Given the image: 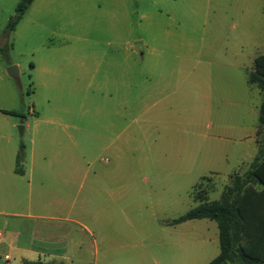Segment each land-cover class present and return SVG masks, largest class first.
<instances>
[{
    "label": "rangeland",
    "instance_id": "obj_1",
    "mask_svg": "<svg viewBox=\"0 0 264 264\" xmlns=\"http://www.w3.org/2000/svg\"><path fill=\"white\" fill-rule=\"evenodd\" d=\"M19 1L0 0V95L38 131L15 127L22 158L33 144L62 159L68 146L89 169L46 189L91 228V264H207L216 223H171L197 205L200 177L217 200L258 155L261 95L246 81L264 42L255 17L251 38L232 28L240 0H33L9 31ZM12 254L0 240V264H17Z\"/></svg>",
    "mask_w": 264,
    "mask_h": 264
},
{
    "label": "crops",
    "instance_id": "obj_2",
    "mask_svg": "<svg viewBox=\"0 0 264 264\" xmlns=\"http://www.w3.org/2000/svg\"><path fill=\"white\" fill-rule=\"evenodd\" d=\"M238 3H243L244 9H239V19L232 28L245 36L256 37L252 33L256 25H250L254 16L264 38V0H240ZM262 44V50L255 52L252 58L248 73L253 70L254 59L264 55V42ZM4 99L5 96L0 95V227L6 233L2 239L3 249L17 257V264H91L90 256L86 255V240L93 235L91 228L78 218L70 217L73 210L70 203L67 205L65 201L60 207V198L46 189V183L52 181L64 184L85 181L89 169L68 146V157L47 159L32 144L28 157L17 163L15 127L22 125L23 133L28 129L31 136L38 131L31 127L30 119L22 118L6 107ZM82 210L80 213L84 218L90 214L85 205ZM62 213L66 216L61 217ZM131 258V263L138 262ZM154 262L158 263V260L154 259Z\"/></svg>",
    "mask_w": 264,
    "mask_h": 264
},
{
    "label": "trees",
    "instance_id": "obj_3",
    "mask_svg": "<svg viewBox=\"0 0 264 264\" xmlns=\"http://www.w3.org/2000/svg\"><path fill=\"white\" fill-rule=\"evenodd\" d=\"M32 1L17 3L7 23L9 31L14 30ZM246 81L261 93L257 132L261 128L262 137L257 141L258 155L246 172L231 177L230 185L223 187L217 200L209 201V195L216 190L211 175L200 177L190 191L197 205L171 223L200 219L216 223L219 253L207 264H264V55L254 59L253 70L247 74ZM22 157L23 146L20 145L16 162Z\"/></svg>",
    "mask_w": 264,
    "mask_h": 264
},
{
    "label": "water",
    "instance_id": "obj_4",
    "mask_svg": "<svg viewBox=\"0 0 264 264\" xmlns=\"http://www.w3.org/2000/svg\"><path fill=\"white\" fill-rule=\"evenodd\" d=\"M17 71V68L15 66H10L7 68L6 72L9 76H14L15 72ZM17 129V133L19 136H21L23 134V126L22 125H18L16 127Z\"/></svg>",
    "mask_w": 264,
    "mask_h": 264
},
{
    "label": "built area",
    "instance_id": "obj_5",
    "mask_svg": "<svg viewBox=\"0 0 264 264\" xmlns=\"http://www.w3.org/2000/svg\"><path fill=\"white\" fill-rule=\"evenodd\" d=\"M3 238H4V235H2V234L0 233V240H2ZM9 259H10V256H9V255H4L3 260H4L5 262H8Z\"/></svg>",
    "mask_w": 264,
    "mask_h": 264
}]
</instances>
